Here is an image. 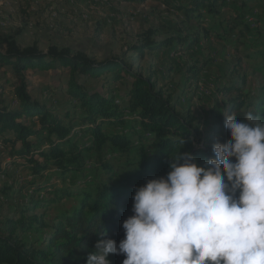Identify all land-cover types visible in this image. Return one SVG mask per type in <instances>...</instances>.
Masks as SVG:
<instances>
[{
    "label": "trees",
    "instance_id": "obj_1",
    "mask_svg": "<svg viewBox=\"0 0 264 264\" xmlns=\"http://www.w3.org/2000/svg\"><path fill=\"white\" fill-rule=\"evenodd\" d=\"M257 1L264 6V0ZM228 3L229 0H187L179 8L187 21L198 25L193 35L157 41L153 38L157 31L149 29L130 47L137 54L132 60L124 55L97 59L55 45L49 46L47 51L37 44L22 47L14 36L0 34V67L15 76L10 86L18 103L17 106L6 104L0 85V141L13 163L21 161L30 168L35 176L30 182L33 192L45 191L48 195L43 198L32 195L27 207L15 210L14 216L0 219V264H86L98 240L110 238L118 245L124 239L122 223L134 214L135 190L149 179L166 177L171 170L170 155L190 152L203 166L206 160L215 158L213 145L230 139L225 128V111L231 115L237 113L241 121L244 110L264 116V85L253 95L244 88L245 79L224 85L221 93L231 95L235 91L237 96L230 98L228 105L216 103L204 120L191 109H180L181 97L161 89L154 74L135 73L145 51L178 50L179 44L188 40L184 47L187 52L200 43L202 37L232 35V28L238 23L239 32L255 30L247 12L236 13L228 19L220 17L222 6ZM206 16L211 19L218 16L223 29L207 26L203 20ZM255 52L258 58L264 59V47ZM207 63V60L197 59L188 71L198 78ZM59 68L69 70L66 93L70 103L62 105L66 109L34 98L28 89L27 71ZM255 68L264 80V64ZM89 80H100L102 89L87 85ZM118 85H124L120 91L123 94L115 95L113 92ZM116 99L119 102H115ZM218 105L221 113L215 111ZM69 108H73L72 111ZM205 121L207 127L203 129ZM77 128L87 139L73 132ZM88 153H94L97 163L95 181L87 172ZM113 155L129 156V169H115L106 160ZM5 172L0 163V174ZM46 172L64 182L78 173L82 180L77 187L66 184L57 187L47 178L39 181ZM67 198L75 201L70 206L64 205L52 217L28 215ZM41 228L48 231L42 241L25 239L26 232ZM125 258L124 255L109 256L111 264H123Z\"/></svg>",
    "mask_w": 264,
    "mask_h": 264
},
{
    "label": "rangeland",
    "instance_id": "obj_2",
    "mask_svg": "<svg viewBox=\"0 0 264 264\" xmlns=\"http://www.w3.org/2000/svg\"><path fill=\"white\" fill-rule=\"evenodd\" d=\"M187 0H0V34L14 36L22 47L37 44L43 51L49 46L68 47L73 52L81 51L91 57L103 59L110 56H125L129 60L137 54L130 47L142 39L149 29L157 32L153 38L157 41L173 36L187 37L193 35L198 25L187 21L181 7ZM247 3V5H244ZM203 13L205 10H201ZM220 17L229 18L236 13L247 12L251 15V30H240V23L232 28V35L218 38L214 35L202 37L200 43L187 52L184 47L188 40L178 43V50L145 51L144 57L135 68V73L154 74L159 87L168 94L181 97L180 109H191L192 113L204 119L216 103L227 104L230 98L237 96L221 93L224 85H232L238 79H245L244 88L255 94L264 85L261 73L256 66L264 64V59L258 58L256 50L264 47V6L257 0H229L227 6H222ZM207 26L214 25L217 30L223 29L215 19L203 17ZM228 24L225 25L227 27ZM171 29V32H165ZM180 42V41H179ZM182 47V48H181ZM250 56V57H249ZM207 60V65L201 70L200 76L194 78L188 68L197 60ZM68 69H53L48 71H27L29 92L38 100L47 104L62 107L68 105L69 96L66 93ZM16 78L12 72H5L0 67V85L3 87L2 99L9 106H17L16 97L10 83ZM87 85L101 88L100 80H89ZM124 85H118L113 94L120 95ZM106 91H108L106 89ZM120 92V93H119ZM112 94V92H109ZM123 94V92L121 93ZM116 99L115 102H117ZM221 105V104H220ZM218 105L215 111H222ZM228 105V104H227ZM63 109H66L62 107ZM72 111L73 108H69ZM226 109V108H225ZM246 110H244L245 113ZM247 112V111H246ZM225 111L224 117L230 116ZM244 115V114H243ZM206 129L207 122L203 123ZM83 139L80 129L73 131ZM137 151V149H133ZM109 154V150H107ZM87 172L96 180L97 163L94 153L87 154ZM129 156L113 155L106 160L115 169H129ZM4 144L0 141V163L7 172L0 174V219L14 216L15 210L27 207L34 197L48 196L45 191L34 193L30 182L35 179L30 168L22 163L12 162ZM55 173V172H54ZM57 174V173H56ZM39 177L43 182L46 178L57 187L64 184L77 187L82 176L73 173L67 179L46 172ZM91 184V183H90ZM74 198L63 199L49 207L29 212L38 216L47 214L53 216L64 205L70 206ZM51 216V217H52ZM50 222L49 219L46 220ZM47 230L41 228L26 232L25 239L42 241Z\"/></svg>",
    "mask_w": 264,
    "mask_h": 264
},
{
    "label": "clouds",
    "instance_id": "obj_3",
    "mask_svg": "<svg viewBox=\"0 0 264 264\" xmlns=\"http://www.w3.org/2000/svg\"><path fill=\"white\" fill-rule=\"evenodd\" d=\"M225 128L203 166L170 155L167 176L135 190L124 239L98 240L86 264H264V116L233 113Z\"/></svg>",
    "mask_w": 264,
    "mask_h": 264
},
{
    "label": "bare ground",
    "instance_id": "obj_4",
    "mask_svg": "<svg viewBox=\"0 0 264 264\" xmlns=\"http://www.w3.org/2000/svg\"><path fill=\"white\" fill-rule=\"evenodd\" d=\"M117 102H119V101H117ZM132 114V113H131Z\"/></svg>",
    "mask_w": 264,
    "mask_h": 264
}]
</instances>
